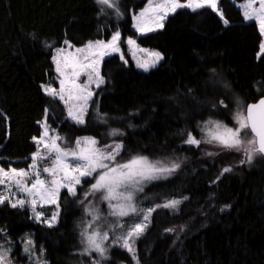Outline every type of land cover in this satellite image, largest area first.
I'll list each match as a JSON object with an SVG mask.
<instances>
[{
    "label": "trees",
    "instance_id": "1",
    "mask_svg": "<svg viewBox=\"0 0 264 264\" xmlns=\"http://www.w3.org/2000/svg\"><path fill=\"white\" fill-rule=\"evenodd\" d=\"M146 1L118 0L101 11L97 0H0V167L26 168L44 117L64 148L91 137L102 149L122 143L118 162L138 155L177 162L172 176L135 193L138 207L156 209L134 242L136 264H264L263 156L248 163L240 151L184 143L189 132L201 140L207 120L229 122L235 109L264 96L256 24L245 23L230 0H219L224 19L208 7L181 8L160 29L139 34L131 25ZM117 31L123 59H102L104 83L93 93L84 123L75 125L63 103L41 90L55 74L53 51L64 42H108ZM127 39L159 52L162 61L138 70L125 51ZM93 183V177L84 179L76 196L60 190L53 227L31 221L25 208L0 205V229L15 245L17 263L24 261L18 240L31 232L47 264H134L110 234L127 216L110 215L102 193L85 198ZM174 198L181 201L176 209L157 207ZM86 208L100 216L94 227L108 232L106 259L95 251L83 254L81 232L92 220Z\"/></svg>",
    "mask_w": 264,
    "mask_h": 264
},
{
    "label": "snow or ice",
    "instance_id": "2",
    "mask_svg": "<svg viewBox=\"0 0 264 264\" xmlns=\"http://www.w3.org/2000/svg\"><path fill=\"white\" fill-rule=\"evenodd\" d=\"M97 3L102 6L101 11L104 8L116 7V0H97ZM181 7L190 8L193 11L208 7L218 12L217 0H186L184 3H181L180 0H165V3L155 6L149 0V5L140 13V16L134 17V20L137 21L134 26L138 32H143L146 19H164L163 15H158L159 10H163L166 14L169 9L175 11ZM150 13L153 15L150 16ZM243 14L246 20H254L259 26L260 33L264 35V0H259L258 7H255L252 2L245 4ZM221 19H224L222 15ZM225 23H227L226 20ZM147 30L152 31L153 28L148 27ZM120 40L121 34L117 31L108 42H89L84 48H77L75 53L69 52L64 58L63 67H61V61L53 57L57 65V72L65 79L60 80L61 88L59 91L51 87H45V94L63 102L67 108L68 117L77 124L84 123V115L93 94L90 90V84L95 83L99 87L100 84L104 83L99 72L100 61L104 56L120 51ZM127 43L130 46H135V41L132 39H129ZM69 48H71V45H69ZM261 50L264 51V43L261 44ZM139 51L144 52L147 57L143 61L137 60V67L144 71L155 67L163 59L159 52L145 49H139ZM64 52V49L58 50L57 56ZM121 59H123V56H121ZM85 73L88 76V81L77 83L80 75ZM221 104H223V101H221ZM235 121L238 127L233 128L218 121L209 120L204 125L206 140H199L189 132L184 143L196 147H199L201 143H209L216 144L228 151H243L248 163L252 162L256 154L264 156V98L256 104L248 105L246 114L243 112L237 113ZM41 127L44 129L41 136L39 138L33 137L38 147L32 155V163L28 170L14 168L5 170L0 168V185H5L10 192L11 185L14 184L17 190L30 196L32 198L30 200L32 211L38 222L42 213L36 212L37 203L40 202L41 205L44 203L57 204L61 188H66L70 195L76 196V185L82 183L81 177H93L95 180L89 192L85 194V198L97 192L102 193L101 199L108 202L111 209L110 215L125 217L130 214H138L141 210H138L133 203L134 194L143 191V183L167 178L168 175H171L180 167L177 162L165 164L159 160L150 161L147 157L139 155L132 157L127 162H118L117 156L120 155L123 148L122 143L108 145L102 149L96 147L97 141L91 137L78 139L76 148L67 149L58 143L62 138L53 133L46 120L41 124ZM249 132L251 134L250 138H246ZM111 135H122V133L113 130ZM208 155H212V153H208ZM42 161L49 162V165L44 166L42 171L53 177L51 181L41 178L40 165ZM244 162L245 160L241 161V163ZM230 171H232L231 168L223 169V172ZM94 173L97 175L93 176ZM33 176L35 178L31 179L29 183L30 177ZM184 199H187V197ZM5 201H8L13 208L18 206L23 208L25 204L29 203L25 199H17L13 203L7 195H0V204ZM114 201L115 203H113ZM81 203L83 202L81 201ZM180 203V200L172 199L162 205H157V207L176 209ZM155 210V208L147 209L143 214V221L134 223L128 229L126 235L116 238L117 241L122 240L121 246L132 253L133 259H136L134 241L143 234L148 226L147 222ZM85 212L92 217V220L81 232L82 243L85 244L83 254L95 251L102 259H106L108 249L104 246V242L108 240V232H101L99 226L94 227L96 221L100 220L96 210L86 208ZM58 216L59 205H57V210L53 212L51 219L44 222L52 227ZM89 229H91V232H89ZM166 231L172 232L174 229L169 228ZM31 244V240L26 242L25 252H29L28 245ZM2 247L0 245V248ZM9 251L10 248L0 251V264H10L8 261ZM95 264H99V262L96 261Z\"/></svg>",
    "mask_w": 264,
    "mask_h": 264
},
{
    "label": "rangeland",
    "instance_id": "3",
    "mask_svg": "<svg viewBox=\"0 0 264 264\" xmlns=\"http://www.w3.org/2000/svg\"><path fill=\"white\" fill-rule=\"evenodd\" d=\"M117 1L118 0H116V6H117ZM218 1L219 0H217V7H218ZM232 2H233V0H231ZM180 2L181 3H184V2H186V0H180ZM249 2H252L254 5H255V7H258L259 6V0H244L243 1V3H238L237 5L238 6H236L235 5V7H237V9H239L241 12V15L243 16V18H244V5L245 4H247V3H249ZM151 3L153 4V6H155V5H157V4H163V3H165V0H151ZM234 3V2H233ZM149 5V0H147L146 2H145V4H144V6H143V8L141 9V10H138L137 12H136V14L134 15V17H139L140 16V13L147 7ZM181 8H186V7H181ZM181 8H177L176 10H178V9H181ZM105 9H108V10H110V9H112V8H105ZM187 9H189V10H191L190 8H187ZM175 10V11H176ZM249 10H251V9H249ZM175 11H171L170 9L167 11V13L165 14V12L163 11V10H159L158 11V15H163L164 16V19L163 20H159L158 18H156V19H146L145 20V23H144V27H145V30L143 31V32H138L137 31V28L134 26L136 23H137V21L136 20H134V17H133V22H132V25H131V29L133 30V31H135L136 33H149V32H153V31H155V30H158V29H160L162 26H157V25H162L163 24V21L165 20V18L167 17V16H169V15H171V14H173ZM219 16H221V12H220V10H219V8H218V12L217 11H215ZM150 16L151 15H153V14H149ZM251 21H253L255 24H256V27H258V33H259V35L261 36V40H260V43H259V49H258V53H257V57H259L261 54H262V50H261V44L262 43H264V35H262L261 33H260V30H259V26H258V24L254 21V20H251ZM244 22H249V20H246L245 18H244ZM148 27H152L153 28V30L152 31H148L147 30V28ZM129 39H127L126 40V42H125V51H126V53L129 55V57H130V59H131V61H132V63L134 64V66L138 69V70H140V71H144L143 69H141V68H139V67H137V60H141V61H143L144 59H146L147 57L145 56V53L144 52H141V51H139V49H145V50H148V51H152V52H157V51H155V50H152V49H148V48H142V47H140L139 45H137V43L135 42V46H130L128 43H127V41H128ZM89 42H92V43H95L96 41H88L87 43H85L84 45H82V46H80V47H74L72 44H70L69 42H64L63 44H62V46L61 47H59V48H57V49H55L54 51H53V55H52V59H51V61H52V64H53V67H54V77L50 80V81H48L47 83H45V84H42L41 85V90H42V92L45 94V91H44V88L45 87H51V88H53V89H56L57 91H59L60 90V88H61V85H60V80L61 79H65V77H62L58 72H57V70H56V67H57V65H56V62L54 61V59H53V57H56L58 60H60L61 61V67H63V61H64V58H65V56L69 53V52H71V53H75V50L77 49V48H84ZM69 45H71V48H69ZM119 47H120V49H121V46H120V44H119ZM60 49H64L65 50V52L64 53H62L60 56H57V52H58V50H60ZM113 54H117V55H119L120 57L122 56V54H121V52L119 51V52H113L111 55H113ZM106 56H110V55H106ZM162 56V55H161ZM105 57V56H104ZM103 57V58H104ZM162 61V59L155 65V67L160 63ZM101 62H102V60L100 61V64H99V72H100V66H101ZM152 68H154V67H151L150 69H152ZM149 69V70H150ZM69 72L71 71L70 69L68 70ZM100 76H101V74H100ZM102 77V76H101ZM88 81V76H87V74L85 73V74H82V75H80V77H79V79H78V81H77V83H85V82H87ZM102 84H100V86H101ZM99 86V87H100ZM99 87H97L96 86V84L95 83H92V84H90V90L92 91V93H94ZM45 95H47V94H45ZM93 95V94H92ZM48 96H50V95H48ZM52 97V96H51ZM92 98V97H91ZM57 100H59V99H57ZM60 101V100H59ZM90 101H91V99H90ZM90 101H89V103H88V107H89V104H90ZM61 102V101H60ZM63 103V102H62ZM63 105H64V103H63ZM65 106V105H64ZM88 107H87V109H88ZM245 108V107H244ZM244 108L242 107L241 109H235L234 110V112H233V114H232V116H231V118H230V121L229 122H223V121H219V120H215V119H210V120H212V121H218V122H220V123H222V124H224V125H226V126H228V127H233V128H235V127H238V125L236 124V121H235V116H236V114L237 113H240V112H243L244 113ZM65 109H66V112H67V108L65 107ZM86 113H87V111H86ZM85 117H86V114L84 115V120H85ZM67 119L71 122V123H73V124H75V125H81V124H77L76 122H74L72 119H70L69 117H68V112H67ZM45 121V117L40 121V136H41V134L43 133V131H44V129L41 127V124L43 123ZM207 121H209V120H207ZM206 123V122H205ZM205 123L201 126L202 127V131H203V133H204V136L202 137V139L201 140H206L207 139V137L205 136V131H204V125H205ZM245 131H247V130H245ZM53 133L54 134H57L55 131H53ZM242 135H243V133H242ZM250 132L248 133V137H246V138H250ZM39 136V137H40ZM39 137H37V138H39ZM81 138H84V137H79V138H77L75 141H74V143H73V146L72 147H70V148H67V149H73V148H76V141L78 140V139H81ZM35 143V142H34ZM35 145H36V151H37V144L35 143ZM216 145V144H215ZM41 148L43 147L42 145L40 146ZM97 147V146H96ZM35 151V152H36ZM240 153L242 154L243 153V151H240ZM33 155V154H32ZM32 155L30 156V158H29V162H28V164H27V166H26V168H24V170H28L29 169V167H30V165H31V163H32ZM259 156V154H256L254 157H253V160H252V162L257 158ZM150 161H156V160H151L150 159ZM158 161V160H157ZM159 161H162V162H164L165 164H169V163H171L169 160H159ZM49 165V162L48 161H42L41 162V165H40V171H41V178L42 179H47L48 181H51L52 179H53V177H51L49 174H47V173H43V171H42V168L44 167V166H48ZM0 168H2V167H0ZM8 169H10V168H8ZM8 169H5V170H8ZM14 169H16V168H14ZM17 170H20V169H17ZM175 173V172H174ZM174 173H172L171 175H168L167 177L169 178L170 176H172ZM96 175V173H94L93 174V176H95ZM35 177L33 176V177H30V179H29V183H30V180L31 179H34ZM88 178H91V177H81V181H83L84 179H88ZM162 179H164V178H160V179H155L154 181H158V180H162ZM148 182H151V181H145L144 183H143V187H145V185L148 183ZM80 185V184H79ZM79 185H76V188L79 186ZM66 190L67 191V189L66 188H61L60 190ZM68 192V191H67ZM139 192H141V191H139ZM136 193V192H135ZM0 195H7L8 197H9V199L14 203L17 199H25V200H27V201H29V203H27V204H25V206L23 207V208H25V209H27L28 210V212H29V217H30V220L31 221H33V222H35V223H40V224H42V225H44V226H46V227H49L48 226V224L47 223H45L44 221H46V220H49V219H51V217H52V214H53V212H55L56 210H57V205H58V201H57V204H50V203H44L43 205H41V203L40 202H38L37 203V205H36V212H38V213H42V216H41V219H40V221L38 222L36 219H35V216H34V214H33V211H32V207H31V204H30V200L32 199L30 196H28L25 192H23V191H19V190H17L16 189V187H15V185L13 184V185H11V191L9 192L7 189H6V187H5V185H0ZM134 197H135V194H134ZM174 199H178V198H174ZM178 200H180V199H178ZM133 203L135 204V206L137 207V209L138 210H141V211H139L138 212V214H130V215H128L127 217H125V218H123L121 221H120V224H119V226H118V228L117 229H113L112 231H110V234L113 236V238H114V242H115V245L117 246V247H119L120 249H122V250H124V251H127V252H129L127 249H125L124 247H122L121 246V244H122V240L121 241H117L116 240V238L117 237H123L124 235H126V233H127V231H128V229L129 228H131L132 226H133V224L134 223H138V222H141V221H143V214H144V212L145 211H147V209H149V208H154V206H147V207H138L137 205H136V201L134 200L133 201ZM3 204H9L10 206H11V204L8 202V201H5ZM0 205H2V204H0ZM12 207V206H11ZM17 208H21V207H17ZM59 212H60V208H59ZM58 219V218H57ZM56 223H57V221H56ZM56 223L53 225V226H55L56 225ZM147 224H148V222H147ZM52 226V227H53ZM102 231V230H101ZM28 240H31L32 241V244L31 245H28V247H29V252H25V246H26V242L28 241ZM136 240V239H135ZM18 242L21 244V257H23V259H24V261L21 263V264H38V262H39V264H47V261L45 260V258H44V256H43V253H42V250H37L36 248H35V246H34V242H33V240H32V238H31V232H24V234L22 235V237L18 240ZM135 242V241H134ZM0 245H2L3 247L2 248H0V251H4V250H8L9 248H10V251L8 252V261L10 262V264H19V263H17V258H15V257H12V254H13V252H14V250H15V245L10 241V239H9V237L5 234V232H3L2 231V229H0ZM131 254V256L133 257V255H132V253H130ZM99 255V254H98ZM99 257H100V255H99ZM134 264H136V262H135V259H134Z\"/></svg>",
    "mask_w": 264,
    "mask_h": 264
},
{
    "label": "water",
    "instance_id": "4",
    "mask_svg": "<svg viewBox=\"0 0 264 264\" xmlns=\"http://www.w3.org/2000/svg\"><path fill=\"white\" fill-rule=\"evenodd\" d=\"M262 98H264V96L260 97V98L257 99L255 102H251V103L247 104L246 107H245V112H244V113L246 114V109H247V106H248V105L256 104V103H258V102L260 101V99H262ZM263 158H264V156H263Z\"/></svg>",
    "mask_w": 264,
    "mask_h": 264
},
{
    "label": "crops",
    "instance_id": "5",
    "mask_svg": "<svg viewBox=\"0 0 264 264\" xmlns=\"http://www.w3.org/2000/svg\"><path fill=\"white\" fill-rule=\"evenodd\" d=\"M241 3H243V1H242V2H240V4H241ZM234 4H235L236 6H238V5H237L238 3H235V2H234ZM243 19H244V18H243ZM249 22H250V21H249Z\"/></svg>",
    "mask_w": 264,
    "mask_h": 264
}]
</instances>
